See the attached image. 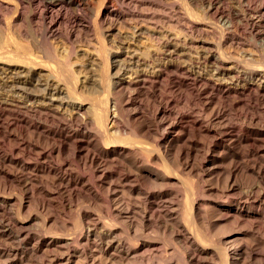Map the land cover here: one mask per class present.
<instances>
[{
	"label": "bare ground",
	"instance_id": "obj_1",
	"mask_svg": "<svg viewBox=\"0 0 264 264\" xmlns=\"http://www.w3.org/2000/svg\"><path fill=\"white\" fill-rule=\"evenodd\" d=\"M87 1L0 0V264H264V0Z\"/></svg>",
	"mask_w": 264,
	"mask_h": 264
},
{
	"label": "rangeland",
	"instance_id": "obj_2",
	"mask_svg": "<svg viewBox=\"0 0 264 264\" xmlns=\"http://www.w3.org/2000/svg\"><path fill=\"white\" fill-rule=\"evenodd\" d=\"M109 2H110V4L113 6V0H108ZM135 0H131V3H133ZM145 1V2H144ZM156 1V2H155ZM158 0H136L135 2H134V4L136 3V6H135V9H134V7H132V5L133 4H125L123 7H118V6H116L115 8L116 9H118V8H120V9H118V10H122V12H123V10H128V11H124L123 13L124 14H130V13H132L133 12V14H137V15H139L140 13H142L140 10H141V8L145 11L146 10V12H147V10L148 9H150V11L148 10V12L146 13V12H143V15H146V16H148V17H150V16H155V17H161V18H164L165 17V15L166 14H168V16L166 15V17H171V16H175V14H177L178 12L180 13V12H182V10H180L179 9V5H178V2L177 1H175V0H167V1H169V2H167V1H165V3H164V1L163 0H159L158 2H157ZM160 1H163L162 3L160 2ZM229 4H236V2H237V0L235 1V0H226ZM253 7H254V5H256L257 3V1H258V3L260 2L259 0H247ZM255 2V3H254ZM88 3V4H87ZM87 5H86V8H88V10L86 11L89 15L90 14H94V11L96 10V8H97V6H96V3H98V1L97 0H88L87 1ZM147 5H146V4ZM163 3L165 4V5H163ZM137 4H139L138 5V7H137ZM140 4H143V5H140ZM159 4V5H158ZM162 4V5H161ZM177 4V5H176ZM254 4V5H253ZM128 5H129V9H126V8H128ZM168 5H170L169 7H167ZM134 6V5H133ZM143 6H145V8L143 7ZM152 6V7H151ZM161 8H160V7ZM165 6V7H164ZM118 7V8H117ZM149 7V8H148ZM154 7V8H153ZM166 7H167V9H166ZM172 7V8H171ZM140 8V9H139ZM148 8V9H147ZM156 8V9H155ZM252 8V7H251ZM93 9V10H92ZM170 9V10H169ZM173 9V10H172ZM175 9V10H174ZM136 10H139V11H136ZM151 10H153V11H151ZM156 10H158L159 11V13H158V11L156 12ZM161 10H163V11H161ZM135 11V12H134ZM168 13H167V12ZM137 12V13H136ZM164 12V13H163ZM165 12H166V14H165ZM172 12H174V13H172ZM150 13L152 14V15H150ZM172 13V14H171ZM150 16H149V15ZM169 14H170V16H169ZM252 14H255V12H254V10L252 9ZM92 15H90L89 16V21L91 20V18H92ZM183 15H184V11H183ZM164 16V17H163ZM123 21V20H122ZM120 23H113V26H114V28H115V30L117 31V32H120V35H122L121 37H123L122 39L123 40H121L122 41V44H123V47L124 48H126V47H129L130 46V48H132L133 46H134V42H133V40H131L130 38H129V35H130V32H131V29L133 28V26L132 25H134L133 23H122L121 22V24L119 25ZM116 25H118V27L116 26ZM105 27H106V24L104 25ZM116 26V27H115ZM121 28H120V27ZM123 26H125V27H123ZM130 26H132V27H130ZM127 27V28H126ZM128 27H130V28H128ZM118 28H120V31H119V29ZM124 28V29H123ZM104 29V30H103ZM103 31L105 32V28L103 27ZM125 29H127V30H125ZM164 29V28H163ZM243 29V28H242ZM240 29L239 31L237 30L236 31V33H237V35H236V39H235V41H234V44L232 45V46H229V47H226L224 50L225 51H228V52H231L232 53V55H234V57H236V58H239V59H241V58H243V57H248L249 55H253L254 57H255V59H256V61H255V63H253L252 65H254V64H261V65H264V57H256V55H258V53L259 52H261V50H263V52H261V53H264V45H262V42L260 43L259 42V40H255V39H253V40H251L252 38H251V36L249 35V38L247 37L248 36V33H249V29H247V28H245V29ZM124 30H125V32H124ZM243 32H242V31ZM84 31V30H83ZM86 31H88L89 33H87ZM127 31H129V32H127ZM244 31H246V32H244ZM248 31V32H247ZM84 32H86L87 34H88V36L89 35H92L93 36V34H91L92 32L91 31H89V30H85ZM82 33V39L80 40V41H78L77 42V47H78V49H77V51H78V53L80 54V53H82V54H84L85 53V55H87V56H90V57H92V53H93V51H95L94 50V48H96L95 46L96 45H94L93 46V44H94V42H95V39L92 37V36H87V34H85V33ZM91 32V33H90ZM122 33V34H121ZM128 33V34H127ZM245 35V37H244V35ZM123 34H125V35H123ZM238 34H242V35H238ZM83 36H84V38H83ZM124 36H127V37H125L124 38ZM240 38H239V37ZM242 36V37H241ZM86 38H88V39H86ZM112 38V37H111ZM127 38V39H126ZM85 39V40H84ZM92 39H94V40H92ZM129 39H130V41H129ZM140 39V40H139ZM207 39H210V38H207ZM244 39V40H243ZM83 40H84V42H83ZM91 40H92V42H91ZM137 40H139L138 42H140V43H138V44H142V43H146V41H144L145 39L143 38V37H140V38H138ZM248 40V41H247ZM250 40H251V42H250ZM256 42H255V41ZM88 43H87V42ZM142 41V42H141ZM144 41V42H143ZM80 42V44H79V46H78V43ZM81 42H83V44H81ZM90 42H91V45H90ZM253 42L255 43V44H253ZM87 43V44H86ZM136 43V42H135ZM214 43H217V40L216 39H214V38H212V39H210L209 40V42H207V44L208 45H210L209 46V48H210V50H211V52H215L214 50V48H212V45H215ZM239 43V44H238ZM252 43V44H251ZM121 44V45H122ZM59 45V44H58ZM88 45V46H87ZM238 45V46H237ZM236 46V47H235ZM263 46V47H262ZM91 47H94V48H92L91 49ZM240 47V48H239ZM260 48V49H259ZM91 49V50H90ZM229 49V50H228ZM252 49V50H251ZM85 50V51H84ZM88 51V52H87ZM90 51H92V52H90ZM90 52V53H89ZM252 53V54H251ZM241 54H242V57H241ZM244 54V55H243ZM81 55V54H80ZM79 55V56H80ZM238 55V56H237ZM80 61H81V59H80ZM77 62H79V60L78 61H76V63ZM229 62V63H228ZM76 63H74L73 65L74 66H79L81 63H82V61H81V63L80 64H76ZM225 64L226 65H232L233 64V61H232V59L230 60H226V62H225ZM186 107V106H185ZM185 107H183V112H189L188 111V107H186V109H185ZM234 114V116H233V114ZM232 113H230V116H231V118L229 119V115L227 116L228 118H227V121H228V119H229V121L227 122V124H229V122H230V125L229 126H235V127H245V126H248V127H252V128H259V129H264L262 126H264V123L263 124H261V126H258V127H256V126H249L246 122H245V118L242 116V118L240 117H237V115L235 116V113L234 112H232ZM233 117V118H232ZM232 119L234 120V122L232 121ZM237 119V121H235ZM243 121H242V120ZM237 122H239V123H237ZM232 123H233V125H232ZM241 123H243V124H241ZM237 124H239V126L237 125ZM246 124V125H245ZM241 125V126H240ZM245 125V126H244ZM82 199V198H81ZM81 199L80 198H78V200H77V202L81 205L83 202H85V200L84 199H82V201H81ZM75 203V202H74ZM78 203H75V204H77L78 205ZM75 204H73L71 207H70V209H78V207H77V205H75ZM83 204H85V203H83ZM75 208H74V207ZM36 222H38V223H36ZM35 223H33L32 224V226H30V228H32V230H34V231H36V232H40V233H43L44 234V231L46 230L45 229V227L44 226H42V224H40L41 222L38 220V221H36ZM40 224V225H39ZM38 226H39V229H38ZM42 226V227H41ZM41 227V228H40ZM34 228V229H33ZM43 228V229H42ZM37 229V230H36ZM42 229V230H41ZM44 230V231H43ZM65 231V232H64ZM69 231V233H67ZM65 233V236H67V234H68V236H71L72 234L71 233H73V231L72 230H70L69 228L68 229H63V230H61V233ZM58 233H59V230H58ZM44 236H45V234H44ZM46 236H48V235H46ZM45 236V237H46Z\"/></svg>",
	"mask_w": 264,
	"mask_h": 264
}]
</instances>
